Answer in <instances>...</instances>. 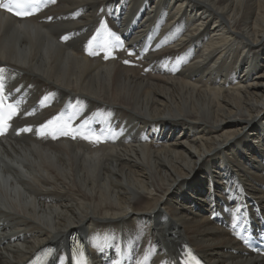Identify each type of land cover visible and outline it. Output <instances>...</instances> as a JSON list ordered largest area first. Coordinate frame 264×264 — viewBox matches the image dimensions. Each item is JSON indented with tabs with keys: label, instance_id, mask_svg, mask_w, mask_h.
I'll return each instance as SVG.
<instances>
[{
	"label": "bare ground",
	"instance_id": "bare-ground-1",
	"mask_svg": "<svg viewBox=\"0 0 264 264\" xmlns=\"http://www.w3.org/2000/svg\"><path fill=\"white\" fill-rule=\"evenodd\" d=\"M39 19L0 13L32 129L0 143V264L48 246L68 264L74 235L93 264H181L186 245L264 264L236 230L264 218V0H57ZM99 32L115 58L88 55ZM56 116L103 142L39 136Z\"/></svg>",
	"mask_w": 264,
	"mask_h": 264
},
{
	"label": "snow or ice",
	"instance_id": "snow-or-ice-1",
	"mask_svg": "<svg viewBox=\"0 0 264 264\" xmlns=\"http://www.w3.org/2000/svg\"><path fill=\"white\" fill-rule=\"evenodd\" d=\"M56 0H52V3H55ZM42 3V0H7L6 3L0 2V9H3L6 12L11 13L13 16L26 18L32 15H35L37 11L40 10V5ZM111 35V33H110ZM70 37L65 35L61 37L62 41L69 40ZM96 38L93 37V40ZM117 41V46L121 49L123 48V44L119 42V37L115 38ZM92 40L88 41V45L86 46V51L89 56L97 55L98 53L91 50ZM101 49L104 51V58L107 60L109 58H115L112 55V51L110 48L107 47L106 43H101L100 45ZM128 55H133L132 52H128ZM124 64L128 65L131 62L129 60L123 61ZM7 71L5 68H0V98L4 96L5 92V84L3 83L4 76L3 74ZM19 91V89H16ZM47 99V98H45ZM20 109L17 105L14 104H8L7 105V113L4 112V104L0 102V136H4L7 132L8 127L10 126L9 121L13 119L15 115L19 113ZM60 117L56 116L52 119H49L48 121L44 122L39 129H37V134L41 137L50 135L52 139L57 138V132L61 136H70L72 139H76L78 136L84 140L89 141L90 143H102V139L97 136L95 133H84L78 130H75L73 128V125L71 123V118H69L66 121H63L62 123H57L60 121ZM87 122H85L86 125ZM21 131L24 132H30L32 129L25 128ZM19 134V133H17ZM237 211H240L239 207L236 209ZM237 227L236 223H232V228L235 229ZM51 250H49L50 252ZM48 253H45V256H47ZM189 261H191V264H200V262L191 255V253H188ZM34 264H42L41 258L37 257V261L34 262ZM76 264H87V258L85 257L84 252L79 253V258L76 259ZM116 264H119V262H116ZM185 264H188V261L185 262Z\"/></svg>",
	"mask_w": 264,
	"mask_h": 264
}]
</instances>
